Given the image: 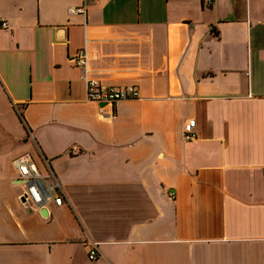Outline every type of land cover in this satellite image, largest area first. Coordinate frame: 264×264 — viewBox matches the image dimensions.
<instances>
[{
    "label": "crops",
    "instance_id": "1",
    "mask_svg": "<svg viewBox=\"0 0 264 264\" xmlns=\"http://www.w3.org/2000/svg\"><path fill=\"white\" fill-rule=\"evenodd\" d=\"M82 2L0 0V264H264V0ZM84 47L140 96L101 110ZM20 156L62 205L23 202Z\"/></svg>",
    "mask_w": 264,
    "mask_h": 264
},
{
    "label": "built area",
    "instance_id": "2",
    "mask_svg": "<svg viewBox=\"0 0 264 264\" xmlns=\"http://www.w3.org/2000/svg\"><path fill=\"white\" fill-rule=\"evenodd\" d=\"M97 0H83L82 4L70 8L72 13L86 14L88 7ZM209 4H215L216 0H208ZM3 27H8L5 19L1 20ZM74 64L84 69L83 76L86 79L88 98L101 104V110L106 106H114L116 102L124 99L136 98L140 96V90L136 85H118L108 86L101 84L97 79L91 77L89 63V54L87 49L81 48L71 58ZM105 104V105H102ZM196 118L189 119L184 124V137L191 141L197 137ZM14 163L17 166L24 189L21 193V199L24 203L32 205L35 210L45 209L49 202L55 205H62L65 202V190L60 180L53 174L45 175L39 169L37 164L25 156L16 157ZM171 197L175 194L171 193ZM89 258L97 260V244L94 243L89 249Z\"/></svg>",
    "mask_w": 264,
    "mask_h": 264
},
{
    "label": "water",
    "instance_id": "3",
    "mask_svg": "<svg viewBox=\"0 0 264 264\" xmlns=\"http://www.w3.org/2000/svg\"><path fill=\"white\" fill-rule=\"evenodd\" d=\"M103 105V104H102ZM47 207L45 208V210H43V213L45 214V213H47Z\"/></svg>",
    "mask_w": 264,
    "mask_h": 264
}]
</instances>
